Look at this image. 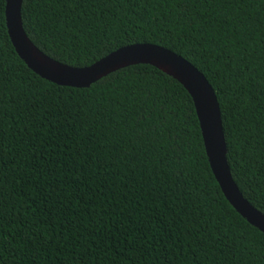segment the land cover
Instances as JSON below:
<instances>
[{
  "label": "trees",
  "instance_id": "trees-1",
  "mask_svg": "<svg viewBox=\"0 0 264 264\" xmlns=\"http://www.w3.org/2000/svg\"><path fill=\"white\" fill-rule=\"evenodd\" d=\"M0 0V264H264L224 198L187 91L148 65L89 88L17 56ZM23 29L85 68L133 44L193 65L216 96L232 180L264 214V0H23Z\"/></svg>",
  "mask_w": 264,
  "mask_h": 264
},
{
  "label": "water",
  "instance_id": "water-1",
  "mask_svg": "<svg viewBox=\"0 0 264 264\" xmlns=\"http://www.w3.org/2000/svg\"><path fill=\"white\" fill-rule=\"evenodd\" d=\"M22 2H5L7 33L17 56L42 80L57 86L82 89L119 70L148 65L177 81L192 99L208 164L224 198L250 226L264 234V214L243 198L232 180L221 113L214 91L193 65L175 53L152 44L122 47L85 68L61 64L46 56L27 37L21 19Z\"/></svg>",
  "mask_w": 264,
  "mask_h": 264
}]
</instances>
